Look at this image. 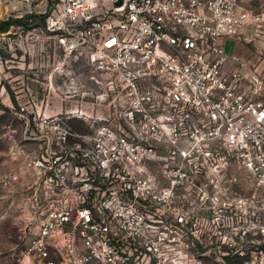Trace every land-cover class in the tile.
Returning a JSON list of instances; mask_svg holds the SVG:
<instances>
[{"label": "built area", "instance_id": "2783aa9c", "mask_svg": "<svg viewBox=\"0 0 264 264\" xmlns=\"http://www.w3.org/2000/svg\"><path fill=\"white\" fill-rule=\"evenodd\" d=\"M0 2L13 8L4 18L42 16L54 50L86 60L102 87L88 97L105 109L88 135L43 115L39 148L13 154L36 177L21 264H264L261 12L239 0ZM248 25L259 45L229 54Z\"/></svg>", "mask_w": 264, "mask_h": 264}, {"label": "rangeland", "instance_id": "374dc122", "mask_svg": "<svg viewBox=\"0 0 264 264\" xmlns=\"http://www.w3.org/2000/svg\"><path fill=\"white\" fill-rule=\"evenodd\" d=\"M21 19L29 26L12 22L6 31L0 30V264L22 263L29 187L36 179L13 159L15 151L39 148L35 125L43 115L64 116L62 125L88 135L90 114L105 111L102 102L88 97L90 91L102 93V87L90 80L99 74L84 58L54 50L42 19L32 14L0 23ZM73 110L83 116L67 118Z\"/></svg>", "mask_w": 264, "mask_h": 264}, {"label": "crops", "instance_id": "0c3cea01", "mask_svg": "<svg viewBox=\"0 0 264 264\" xmlns=\"http://www.w3.org/2000/svg\"><path fill=\"white\" fill-rule=\"evenodd\" d=\"M239 4L248 10L261 12L264 22V0H239ZM259 36L255 35V29L248 25L242 29L239 39L227 40L226 50L229 54L235 53L240 56H248L252 49L259 45Z\"/></svg>", "mask_w": 264, "mask_h": 264}, {"label": "trees", "instance_id": "16d2710c", "mask_svg": "<svg viewBox=\"0 0 264 264\" xmlns=\"http://www.w3.org/2000/svg\"><path fill=\"white\" fill-rule=\"evenodd\" d=\"M39 18L42 19V16L39 17ZM12 22L16 23L17 25H24L25 27H28L29 26L28 25L29 23H27L25 21V19H21V20H11V21H8V22L0 23V30L6 31L9 28V26L11 25Z\"/></svg>", "mask_w": 264, "mask_h": 264}, {"label": "bare ground", "instance_id": "6f19581e", "mask_svg": "<svg viewBox=\"0 0 264 264\" xmlns=\"http://www.w3.org/2000/svg\"><path fill=\"white\" fill-rule=\"evenodd\" d=\"M20 5V4H19ZM18 5V6H19ZM16 6V5H14ZM10 10H13V8L11 9L8 5V3H3V2H0V20L3 19Z\"/></svg>", "mask_w": 264, "mask_h": 264}]
</instances>
